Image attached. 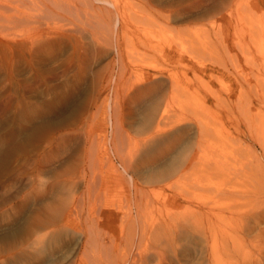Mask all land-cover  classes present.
<instances>
[{"label": "rangeland", "instance_id": "rangeland-1", "mask_svg": "<svg viewBox=\"0 0 264 264\" xmlns=\"http://www.w3.org/2000/svg\"><path fill=\"white\" fill-rule=\"evenodd\" d=\"M118 1L132 14L122 45L136 71L123 73L112 45L69 67L66 34L39 56L0 46V264H78L88 216L98 262L167 244L172 218L192 226L175 244L182 264H264V0ZM147 71L165 84L141 94L132 80ZM160 119L173 125L147 141ZM195 157L179 185L163 186ZM88 165L99 176L89 183ZM133 184L150 189L137 208Z\"/></svg>", "mask_w": 264, "mask_h": 264}, {"label": "bare ground", "instance_id": "bare-ground-1", "mask_svg": "<svg viewBox=\"0 0 264 264\" xmlns=\"http://www.w3.org/2000/svg\"><path fill=\"white\" fill-rule=\"evenodd\" d=\"M145 1H148V0H145ZM101 2H102L101 3L102 5L95 6L96 3L93 0H0V44H1L0 46H4L5 48L6 47L10 48L11 49L10 53H12L15 48L21 47V48L28 50L30 54L39 56L45 53V51L48 48H51L53 45H55L54 40H53L55 36L66 34L69 37L72 36L73 37L72 39L74 40V50L72 49L73 55L69 59V63H68L69 67H72L75 65L78 68L77 70L80 72L81 68L83 67L81 64L87 62L89 59L97 56L98 54L104 52L105 48L112 45L113 49L116 52V56L120 60V63L121 61L123 63L120 68L123 70V73L128 72L129 68L131 71H136L138 68L134 66L130 67L131 65L128 66L129 64L127 65L128 67L124 65V58H123L124 53H123V45H122V40H125L127 38L128 32L131 33V30L129 31L128 25H129L130 20H132V14H128V12H126L125 10L126 7L122 8L123 6H120V3H118L119 2L118 0H115L113 4H112L113 1H111L110 3L109 0H102ZM104 3L105 4L110 3L113 6V9H109ZM112 14L117 16L114 28H112L110 24ZM149 47H152V49L154 48V46H152V44L150 45V43H149V46H147V48ZM152 49L149 48L147 50L152 51ZM166 54H167L166 56L168 57L169 53H166ZM115 67H116V63H114L113 61H111L110 64H108V69H111L112 71L111 73H113L112 69H114ZM160 73H163V71H159V74ZM159 74L156 72H151V71L142 72V74H140L138 78L132 80L133 81L132 83L140 88L141 94L146 93L148 91H156L165 84V82L161 79L162 77H160L162 74L160 75ZM109 78H111V76ZM161 120L162 119H160L156 123L154 131L151 132L148 136H145V137H148L146 139L147 141L151 138H154L157 134L167 130L166 128H169L170 125H173L172 124L173 121L163 120L162 122ZM66 139L67 137L66 135H64L60 137V142L64 144V142H67ZM117 142H120V141H117ZM117 142H115L114 144L116 145ZM199 142L201 143V141ZM137 145L135 146V148L137 147ZM91 150L87 152L88 155H89V152L91 154ZM134 153H136V149H131V151H129V153H127L126 156L125 155H123L124 157L121 156L122 170L125 171V174L131 168V164H132L131 158ZM117 154H118V151H117ZM195 160H196V157L193 160H189L187 165L179 169L178 172H175L174 178L171 181L165 182L163 186L173 189L175 188L176 185H179L187 177L191 169L195 166L194 164ZM90 161L92 162V160ZM91 167L93 169V166H90L88 169H87V166H84L82 167L83 170L82 169H81L82 171L80 170L82 176L85 177V179L86 178L88 179V181L86 179L87 183L90 182L92 178V173L95 172V170L93 172ZM111 167H114L112 172L115 173L117 176H120L119 175L120 169H118V167L116 168V166H113V165H111ZM111 170L112 169H110V171ZM89 172H92L91 175L89 174ZM96 173L97 172H95V174ZM95 176H96L95 178H99L98 174H96ZM133 189H134L133 198L132 197L131 198L133 199L134 205L137 208L141 203L140 201L143 200L144 197L147 198L148 193H150V189L148 188L144 189L143 187L138 188L136 184H133ZM139 216L140 214H138L136 217L139 218ZM206 216L209 217L208 214H206ZM67 217L68 218L65 219V222L66 220L70 222L72 219L71 216L67 215ZM216 217H218V215H216ZM79 219L81 220V218ZM86 219H87V222H85V226H84L85 230H84V241H83L84 251L82 252L83 254H81L80 256V261L78 264H89L88 263L89 260H92L93 262L96 261L97 262L96 264H176L175 262L176 260L178 264H182L178 257L179 253L176 250L178 247L175 244L179 240L181 241L184 240L185 242L186 239H188L190 236L189 232L191 230L189 228L192 227L190 225H189L190 227H187L184 221H182L183 223H181L176 220L173 221V219L170 218L168 220H165L164 225L162 226L164 227L162 232H164L163 235L165 236V240L167 244L160 246L161 244L160 242V244L157 243V245H155L157 247H154L153 245H152L153 247H145V246L141 247L140 245L130 244L129 246H127L126 250L125 249L123 250V252L119 250L121 251L119 252L120 253L119 256H118V252L116 253L117 248L111 249L112 255L110 253V250L107 252V250L105 249L106 250L105 253L108 254V258L106 260L99 261L100 262L99 263L98 260L95 259V254L93 255V258H91L92 248L90 249L92 245L95 246L94 243H98L97 241L99 240V232H98L99 230L95 227L96 221L94 218H92V216H88V218ZM69 222H66V223H69ZM194 225H195V222H194ZM205 225L201 227L207 228ZM207 225L208 227H210L211 226L210 222H208ZM155 227L154 228L152 227V229L149 230L150 233L155 232ZM196 230H194V227H193V231H196ZM202 231H204V229ZM205 232L207 231L205 230ZM152 235L154 236V234ZM161 236L162 235H160V238H163V236L162 237ZM149 239L150 238H148V240ZM139 241H140V237H139ZM139 243H141V241ZM163 243L164 242H162V244ZM101 246H103V244H101ZM97 248H95L96 251H98ZM201 251L202 250H200V252ZM97 253L100 254L99 252ZM98 256L99 255H96L97 259H98ZM210 256H211V253H210ZM114 260H116V262H114ZM92 261H91V264H92ZM255 262L254 264H256ZM189 263L191 262H186L185 264H189ZM202 264H205V262ZM206 264H251V262L249 261V262H242V263H237V262L233 263V262H227L223 260L219 261L218 258H215L214 260L213 258L210 259L209 257V261H207Z\"/></svg>", "mask_w": 264, "mask_h": 264}]
</instances>
